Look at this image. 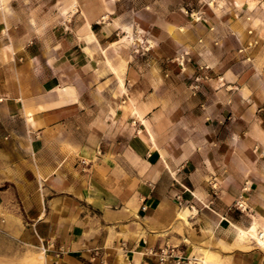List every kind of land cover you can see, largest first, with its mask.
Returning <instances> with one entry per match:
<instances>
[{"label": "crops", "instance_id": "obj_1", "mask_svg": "<svg viewBox=\"0 0 264 264\" xmlns=\"http://www.w3.org/2000/svg\"><path fill=\"white\" fill-rule=\"evenodd\" d=\"M188 3L81 7L48 59L0 0L6 226L47 264H264V0Z\"/></svg>", "mask_w": 264, "mask_h": 264}, {"label": "rangeland", "instance_id": "obj_2", "mask_svg": "<svg viewBox=\"0 0 264 264\" xmlns=\"http://www.w3.org/2000/svg\"><path fill=\"white\" fill-rule=\"evenodd\" d=\"M119 2L123 12L128 11L132 14L133 9L137 7L138 0H119ZM203 3L204 0H190V3L186 4V13L191 19L197 17V13L203 8ZM38 5H40L39 8ZM38 5H31L29 11L25 8L24 15L28 12L29 21L19 23V26L27 30L29 28L32 33H43L41 39L37 40L36 37H31L29 40L30 45L35 47V53L31 56L40 54V57L47 56L48 59H51L52 55H49L48 51H51V48L55 45L57 33H63L62 37H64L70 31V28L66 26L70 15L77 10L78 13H81L80 9L82 7L87 14L98 16L105 5V0H40ZM38 19L39 22H37ZM37 24L38 26L33 28ZM83 24L81 19L77 22V26H83ZM133 25L131 24L132 28L128 32L131 35L126 37L124 42L136 47L135 33H139L140 30L138 26L135 25L134 27ZM37 48L45 49V54L38 53ZM9 194L8 191L0 190V264H47L46 257L39 263L31 259L40 252H44V249L24 242L12 234V230L7 228V219L11 220L14 217L13 215L19 211L16 205L11 204L13 202H11V194Z\"/></svg>", "mask_w": 264, "mask_h": 264}, {"label": "bare ground", "instance_id": "obj_3", "mask_svg": "<svg viewBox=\"0 0 264 264\" xmlns=\"http://www.w3.org/2000/svg\"><path fill=\"white\" fill-rule=\"evenodd\" d=\"M73 4V3H72ZM90 26V23H88V27ZM91 28V27H90ZM89 28V29H90ZM89 36L94 38L95 39V34L93 33L92 30H90L89 32ZM109 61V60H108ZM255 221V220H254ZM256 222V221H255ZM250 225V224H249ZM257 225L259 224H256L254 223L252 226L248 227V228H241V227H238L237 228V237L239 240H244V239H247L249 237H254L256 240H257V243L262 245L264 247V231L260 232L258 229H257ZM260 226V225H259ZM260 228V227H259ZM235 236V239L237 238ZM237 239V240H238ZM251 239V238H250ZM249 239V240H250ZM253 239V238H252ZM251 239V240H252ZM245 243V242H244ZM236 245V244H235ZM248 245V244H247ZM246 245V246H247ZM250 245V243H249ZM248 245V246H249ZM234 246V245H233ZM31 258V257H30ZM33 261L35 260L37 263L39 262H42L44 259H45V254L43 252H40L39 254H37L36 256L32 257L31 258Z\"/></svg>", "mask_w": 264, "mask_h": 264}, {"label": "built area", "instance_id": "obj_4", "mask_svg": "<svg viewBox=\"0 0 264 264\" xmlns=\"http://www.w3.org/2000/svg\"><path fill=\"white\" fill-rule=\"evenodd\" d=\"M187 55H188V52L186 51L185 53H183V54H181V55H179V56L177 57V62H178L181 66H184L185 63H186V61H188V57H187ZM178 263H179V261H176L175 264H178Z\"/></svg>", "mask_w": 264, "mask_h": 264}]
</instances>
